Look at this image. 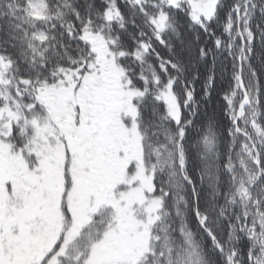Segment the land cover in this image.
<instances>
[{"label":"snow or ice","instance_id":"6c2138e0","mask_svg":"<svg viewBox=\"0 0 264 264\" xmlns=\"http://www.w3.org/2000/svg\"><path fill=\"white\" fill-rule=\"evenodd\" d=\"M0 264H264V0H0Z\"/></svg>","mask_w":264,"mask_h":264}]
</instances>
